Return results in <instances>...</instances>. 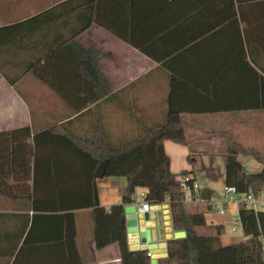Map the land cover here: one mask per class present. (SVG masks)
<instances>
[{"label":"crops","instance_id":"1","mask_svg":"<svg viewBox=\"0 0 264 264\" xmlns=\"http://www.w3.org/2000/svg\"><path fill=\"white\" fill-rule=\"evenodd\" d=\"M10 26L0 38V264H122L118 244L96 246L93 164L63 132L99 131L121 147L182 110L187 145L164 143L175 174L226 157L231 139L264 156V0H0V28ZM89 64L110 88L96 101ZM238 160L247 173L263 169L251 155ZM127 184L98 179L99 206L110 212ZM202 203L187 209L206 212ZM166 204H153L152 226ZM234 207L207 213L208 224L226 230ZM154 232L151 260L166 258Z\"/></svg>","mask_w":264,"mask_h":264},{"label":"trees","instance_id":"2","mask_svg":"<svg viewBox=\"0 0 264 264\" xmlns=\"http://www.w3.org/2000/svg\"><path fill=\"white\" fill-rule=\"evenodd\" d=\"M232 5L234 8V4ZM10 28L12 27L0 28V38L2 35H8ZM240 50L245 57L244 47L241 46ZM87 69L92 71V82H100L102 88L92 99L96 101L106 95L110 88L107 87V80L96 65L89 64ZM34 72L40 75L36 70ZM254 72L259 75L255 69ZM260 78L262 102L260 106H256V109L264 110V77L260 75ZM79 109L83 108L79 107ZM181 111H169L164 125L149 128L145 136L131 140L121 147L111 146L99 131L86 138H79L68 131L63 132L62 136L70 146L87 156L93 164L90 189L92 202L96 207L93 223L95 224L94 235L97 248L118 244L122 264H151L147 251H131L127 239L125 207L134 203L133 197L136 190L143 188L147 190L146 201L148 203L163 205L167 202L170 204L174 230L186 232L184 239L167 241L168 255L166 258L159 259L158 264H264V212H255L240 206L238 214L246 238L234 244L224 245L225 226L218 224L212 227L206 220V214L212 211L211 206H207L206 212L191 213L188 211L187 204L184 202L185 193L179 178L189 174L193 175L195 171H182L180 174H175L171 170V159L164 148L167 140L179 145L188 143L184 121L180 117ZM192 111L197 113L208 110L201 108ZM226 152L225 185L236 186L238 192L244 195H250V193L256 196L262 195L264 193V156L261 151L253 147L247 148L231 139ZM240 155L254 157L262 164V171L247 173L238 160ZM115 177L126 178L128 184L122 202L116 204L108 212L99 206L96 182L98 179ZM205 196L210 199L209 190ZM201 229L214 232H201Z\"/></svg>","mask_w":264,"mask_h":264},{"label":"water","instance_id":"3","mask_svg":"<svg viewBox=\"0 0 264 264\" xmlns=\"http://www.w3.org/2000/svg\"><path fill=\"white\" fill-rule=\"evenodd\" d=\"M168 207L169 204H166L162 209L156 211L155 218L157 223L153 226L150 224V212L137 214V205L134 203L125 207L127 236L130 237L129 247L131 251L142 250L140 242L147 245L146 250H151V252L157 250L158 244L154 242V228L156 225L158 226V233L161 241L185 238V231L172 233L173 227L172 221H170L171 216ZM157 261L158 258L154 257L152 258L151 264H157Z\"/></svg>","mask_w":264,"mask_h":264},{"label":"rangeland","instance_id":"4","mask_svg":"<svg viewBox=\"0 0 264 264\" xmlns=\"http://www.w3.org/2000/svg\"><path fill=\"white\" fill-rule=\"evenodd\" d=\"M205 150H213V149H205ZM220 156V155H219ZM202 160H205V166L207 171L205 172L204 169L201 168L202 166ZM226 164H227V159L226 157H218L217 155L215 156H203L202 159L200 158L195 166V175L197 177V185L200 186V192L201 196H205V191L207 188L211 189L213 191V200H219L223 202L221 205L224 206V208H227V210L232 206L230 203L224 202V192L226 190L227 185H225V177H226ZM264 199V195L262 197ZM202 202H200L201 204ZM204 203V204H203ZM202 203L204 206V209H207V201L205 200ZM187 204V203H186ZM197 204V205H200ZM191 205V204H187ZM235 209L238 210L239 207L234 205ZM210 212H216L215 210H212ZM209 212V214H210ZM212 216V215H210ZM209 215L207 216L206 220L208 222L212 219ZM236 219H231V221L228 222L226 226V232L223 238L224 245H229V244H234V242H240L246 238V236L243 234L241 226L239 229H236L233 231L234 226H237ZM214 227V226H212ZM212 233L214 232L211 230Z\"/></svg>","mask_w":264,"mask_h":264},{"label":"built area","instance_id":"5","mask_svg":"<svg viewBox=\"0 0 264 264\" xmlns=\"http://www.w3.org/2000/svg\"><path fill=\"white\" fill-rule=\"evenodd\" d=\"M181 182V187H183L185 196L184 202L187 204H200V202L207 201V205L212 207V210H216V213L220 215H226L227 211L222 208L221 201H213L212 199H207L206 196H201L200 194V186L197 185L196 181L193 179L191 174L182 176L179 178ZM264 193L262 195L256 196L252 193L250 195H244L238 192L236 186H227L224 192V202L230 203L232 206L236 205L240 208V206H244L247 209H252L255 212H264V199H262ZM142 203L140 207H137V214L139 213H149L153 210V204L148 203L146 201V193H142ZM237 226H234L233 231L239 229L241 226V219L239 218V214L234 217ZM146 250V249H145ZM147 255L151 258L153 257L151 250H146ZM152 261V260H151Z\"/></svg>","mask_w":264,"mask_h":264}]
</instances>
